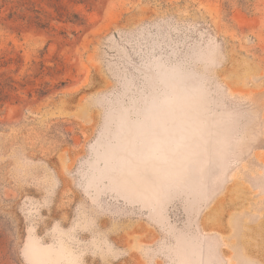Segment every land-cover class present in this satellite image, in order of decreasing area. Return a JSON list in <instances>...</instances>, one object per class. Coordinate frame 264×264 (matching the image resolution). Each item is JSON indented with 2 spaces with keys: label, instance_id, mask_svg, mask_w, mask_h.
Returning <instances> with one entry per match:
<instances>
[{
  "label": "rangeland",
  "instance_id": "obj_1",
  "mask_svg": "<svg viewBox=\"0 0 264 264\" xmlns=\"http://www.w3.org/2000/svg\"><path fill=\"white\" fill-rule=\"evenodd\" d=\"M0 264H264V0H0Z\"/></svg>",
  "mask_w": 264,
  "mask_h": 264
}]
</instances>
